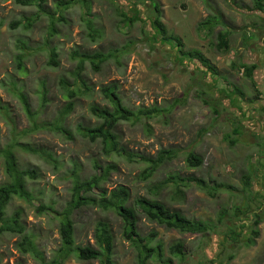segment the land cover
I'll list each match as a JSON object with an SVG mask.
<instances>
[{"label":"rangeland","instance_id":"rangeland-1","mask_svg":"<svg viewBox=\"0 0 264 264\" xmlns=\"http://www.w3.org/2000/svg\"><path fill=\"white\" fill-rule=\"evenodd\" d=\"M60 1L65 2L61 9L56 5L59 0L45 1L43 9L50 18L40 14L36 6L0 0V149L13 145L18 166L34 169L39 176L27 185L35 195L33 204L15 199L8 213L22 210V223L33 236L39 256L50 261L60 239L54 214H38L36 207L44 205L61 212L70 200L69 172L75 167L82 179H89L99 174L94 167L99 164L115 167L101 186L107 193L123 186L129 190L130 205L135 198L152 199L187 219L211 225L203 234H182L139 215L137 231L141 237L155 234L151 246L161 244L165 261L264 264V13L254 8L253 0H85L89 15L79 2ZM154 3L165 32L156 38L152 27ZM123 12L135 20L128 24ZM30 19L33 21L27 23ZM89 20L99 33L93 41L87 35ZM51 29L55 31L52 36ZM220 34L228 36L225 51L217 48ZM51 48L56 49L58 63L53 68L48 66ZM76 53L116 55L98 71L84 62L81 76L91 91L74 100V108L63 121L70 138L48 128L31 129L18 94L36 114V126L52 122L67 102L61 97L59 78H69L80 60ZM191 53L200 55L216 75L191 58ZM17 63L22 72H18ZM240 63L256 66L253 80L261 96L241 70L231 68ZM108 85L116 86V94L128 110L156 107L162 112L136 124H117L114 132L124 156H106L100 141L91 143L76 132L77 125L100 124L90 113L91 104L111 110L100 93L101 87ZM234 87L242 97L233 92ZM43 89L45 99L38 96ZM235 128H240L238 134H234ZM233 140L235 144L230 143ZM13 141L44 148L60 167L54 170ZM163 149L174 150L176 157L149 179L141 180L147 166L139 157L154 158ZM190 152L202 159L200 167L187 166L185 158ZM248 174L251 187L243 192L242 176ZM171 175L220 186L214 196L194 183L180 186L177 196L172 187L150 192ZM5 181L0 156V184ZM100 191L94 190L92 196ZM234 207L251 210L236 216ZM72 220L76 246L97 249L94 228L98 222H107L114 238L113 263L136 264L137 252L123 238L122 222L112 212L81 207L74 211ZM230 232H234L235 240L230 239ZM17 240L9 234L0 236L1 264H38L35 258L15 249ZM175 243L181 244L183 259L170 255L169 248ZM63 264L99 261L80 262L70 257Z\"/></svg>","mask_w":264,"mask_h":264},{"label":"trees","instance_id":"trees-1","mask_svg":"<svg viewBox=\"0 0 264 264\" xmlns=\"http://www.w3.org/2000/svg\"><path fill=\"white\" fill-rule=\"evenodd\" d=\"M14 1L22 6H36L40 14L48 15L52 18L48 11L43 9V5L46 0ZM74 1L79 2L89 15V8H87L88 4L85 0H71L69 3ZM253 1L254 8L263 14L264 0ZM64 4L65 2L59 0L56 5L58 9H61ZM154 12L156 15L152 22V27L155 30L154 38H156L157 36L165 33L159 23L158 15L160 11L157 3H154ZM122 16L128 18L126 13ZM134 20L135 19H130V17L126 19L128 24L132 23ZM31 21L33 20H27V23ZM90 22V20L86 22L87 29L89 30L87 35L93 41L99 33L93 29ZM54 33L55 31L51 29L50 35L52 36ZM217 48L223 51L228 49V36L226 34H220L218 36ZM55 51V48L50 49L48 66L51 68L58 66ZM115 55L113 53H108L106 55L102 53H94L93 55L77 54V57L80 60L70 73L69 78L60 77L58 81L62 91L61 97L64 100H67V102L56 114V118L50 123L42 124L40 127L36 126L34 121L36 114L31 113L26 98L22 94H18L24 113L31 123V129L33 128L36 130L38 128H48L50 131L60 133L70 138L71 134L62 126L63 121L74 108V100L88 95L91 91V88L87 86L86 81H84L81 76L83 74L84 62H89L92 69L94 71H98L102 63ZM189 55L191 58L199 60V62L202 63L208 69V72L212 73V75H216L215 71L207 66L205 60L200 55L195 53H191ZM18 61L20 62V58ZM17 64L18 72H22V66L20 63ZM231 68L241 70L245 78L251 80V84L253 88L256 89L257 95L261 96V93L253 80V74L256 71L255 65L240 63L238 64V67H236V64H232ZM233 92L242 97V93L236 87L233 88ZM100 93L111 105V110H108L107 108H99L98 106L91 104L89 109L90 113L92 116L100 120V124L94 127L77 125L76 132L82 138L88 139L91 143L100 141L103 152L106 156H110L112 153H115L118 156H124L125 152L123 149L118 147V139L114 132L117 124L122 121H131L133 124H136L142 122L143 119L148 120L162 112L156 107H152L147 110L141 108L137 112L128 110L122 105L120 98L116 94V86L114 85L101 87ZM38 96L41 99H45L46 91L44 89L41 90ZM239 132L240 128H235L234 134H238ZM226 138L229 139L228 137ZM230 143L235 144V140ZM14 145L20 147L24 152L39 157L47 164H51L54 170H57L60 167L58 165V161L53 158L50 152L45 151L44 148L36 149L29 145L18 144L16 141L14 142ZM176 155V152L172 149H163L160 150L154 158L139 157L147 166V168L141 172L140 179L144 181L149 179L159 167L167 161L175 158ZM0 156L3 158L4 170L6 174V181L3 184H0V236L3 234H9L18 237V240L14 244L15 249L22 255H30L32 258H35L38 264H63L70 257H74L80 262L98 260L99 264H114V238L111 227L107 222H98L94 228V240L97 249L90 246L80 247L75 245V228L72 215L75 210L80 209L81 207H95L104 212H112L121 220L122 236L137 252L136 264H147L148 261L152 260H158L160 262L163 261L162 264L172 263L170 259H167L166 261L163 259L161 244L151 246V243L155 238L154 233L145 237L140 236L137 231L139 215L143 216L148 222L154 223L159 227H163L167 230H175L182 234H203L210 229V224L187 219L179 211H170L162 203L152 199L135 198L130 205V193L126 187L118 186L114 190L107 193L104 189H101V186L103 182L107 181L109 173L115 169L113 165L102 167L99 166V164H96L94 167L97 171H99V174L92 176L89 179H82L78 174V170L74 167L69 172L68 176L71 180V188L69 189L70 200L66 203L65 208L59 213L55 212L53 207H47L44 205H40L35 209L38 214H54V217L58 221L60 246L57 251L54 252L52 258H50L51 260L46 261L45 258L39 256L33 236L27 233V230L22 223V210L15 209L12 213H8L10 205L15 199L26 204H33L35 201V195L27 185L28 182H34L38 179V173L34 169H21L18 166L15 154L13 153V145L0 149ZM185 162L189 168H198L202 164V159L190 152L187 154ZM242 182L243 192L248 191L251 187L250 175H243ZM189 183L196 184L210 196H214L220 186L206 185L203 180L194 179L193 177L183 179L179 176L171 175L155 187V189L153 187L150 192H159L161 189L166 187H172L175 195L177 196L180 194V186H188ZM94 190L101 191L97 195L92 196ZM249 199L251 198H248V201L245 204L246 206L249 204ZM250 210L251 208L247 207V210L244 212L241 209L234 207L232 212L234 215L239 216L250 213ZM257 223L258 222H256V224ZM254 235H257V232H254ZM229 237L232 240L236 239L234 232H230ZM249 244L252 245L253 242L249 241ZM169 253L171 256L183 259L182 246L180 243H175L170 246ZM230 259L232 258L230 257Z\"/></svg>","mask_w":264,"mask_h":264},{"label":"crops","instance_id":"crops-1","mask_svg":"<svg viewBox=\"0 0 264 264\" xmlns=\"http://www.w3.org/2000/svg\"><path fill=\"white\" fill-rule=\"evenodd\" d=\"M247 65V64H246Z\"/></svg>","mask_w":264,"mask_h":264}]
</instances>
